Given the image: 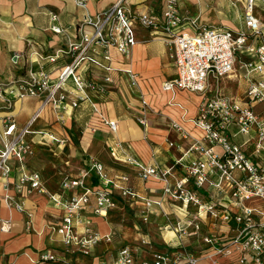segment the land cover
<instances>
[{"label": "crops", "instance_id": "1", "mask_svg": "<svg viewBox=\"0 0 264 264\" xmlns=\"http://www.w3.org/2000/svg\"><path fill=\"white\" fill-rule=\"evenodd\" d=\"M116 0H87L84 7L76 0H0V81H12L18 74L29 68H36L34 53L51 54L68 45L79 37V24L85 14L95 15L111 7ZM135 13L153 12L158 14L163 7V0H127ZM244 0H177V11L196 25L223 27L233 31L245 30L243 22ZM57 15V21L51 20V14ZM256 13L264 21V8L257 7ZM53 23L59 24L63 31L51 30ZM189 29H194L188 26ZM137 42L128 55L119 53L110 47L109 59H104L105 51L100 46H93L88 54L108 67L105 69L95 63L82 61L77 72L88 83L86 88L89 99L80 102L74 108H54L49 102L42 105L46 91L36 96H25L14 101L10 109H0V120L7 116L20 128L39 111V116L31 125V133L25 139L34 147L37 154L42 151L43 131L51 132L63 143L52 141L46 149L53 160L44 155L42 163L27 165L29 169H40L43 174L53 166L52 178L44 185L50 192L58 193L63 199L82 193L78 186L63 189L57 181L63 175L74 177L86 166L87 158L99 161L105 173L117 179L121 175L129 177L128 185L139 194L159 198L165 181L151 177L140 178L133 165L124 162L121 151L118 158L111 149H123L136 160L160 168L171 166L177 151L170 143L187 146L192 138H184L182 130L197 135L192 118L197 114L199 103L215 91L240 101L250 80H257L258 75L248 73L240 62L250 58L245 48L237 53L234 71L226 77L216 80L209 78V90L197 93L183 89L163 90L162 82L175 76L171 57V48L162 32H152L136 25ZM248 44L264 43V29L258 37H248ZM75 51L62 54L54 63L47 64L52 77H56L59 68L71 62ZM69 88L73 84L68 81ZM71 100V95L66 98ZM4 105L0 96V106ZM258 108V107H257ZM143 120V123L139 122ZM116 122L115 130L106 123ZM180 127L181 129H179ZM42 131V132H41ZM240 136V140L237 137ZM244 137L236 136L241 143ZM119 150V149H118ZM27 161V160H26ZM56 169V170H55ZM18 173L7 179L0 178V220H8L10 229L0 232V264H99L102 259L112 260L122 245L134 247L139 259H149L157 250L169 248L178 242L171 225L177 220H186L196 213L195 207L183 208L181 204L161 198V204H154L148 220L141 217L142 203L127 202L114 192L116 205L106 214H96L93 195L84 208V216L101 236L99 243L90 255L72 252L66 249L57 233V222L62 210L51 202L46 194L17 193L11 184ZM93 174V173H92ZM87 178L86 185L94 188L97 179L94 175ZM180 171L175 170L169 179L171 182ZM46 175V174H45ZM61 178V179H62ZM10 184L4 187L5 184ZM207 201H216L223 206H230L227 195L222 197H204ZM21 201L22 210L16 208ZM251 205H260L259 200H249ZM262 203V202H261ZM26 221H30L27 225ZM203 233L221 235L224 239L233 235L231 226L220 220L202 214ZM189 250L200 257L199 264H207V251L193 236L182 237ZM145 241V243H143ZM52 258H44V255ZM226 264H237V253L220 257Z\"/></svg>", "mask_w": 264, "mask_h": 264}, {"label": "built area", "instance_id": "2", "mask_svg": "<svg viewBox=\"0 0 264 264\" xmlns=\"http://www.w3.org/2000/svg\"><path fill=\"white\" fill-rule=\"evenodd\" d=\"M86 1L76 0V3L84 7ZM260 6L264 8V0H244L243 22L247 31H233L223 27L196 25L179 15L177 0H163V7L158 14L135 13L131 11L127 0H116L101 13L85 14L79 24L78 39L70 43L67 49L59 48L47 55L34 53L36 68L27 69L12 81H0V96L4 103L0 109H10L15 100L36 96L44 91L46 97L42 105L49 102L54 108H74L89 99L86 90L88 83L77 72L78 65L82 61H89L108 69L88 51L97 45L104 49V59H109L106 51L110 47L128 55L137 42L136 25H139L153 33L162 32L171 48L175 76L164 80L162 89L204 93L209 90L210 77L218 80L233 73L237 53L245 48L250 58L242 60L240 65L259 78L249 81L242 101L219 91L204 98L192 118L198 134L192 135L178 127L184 138L191 137L192 140L185 147L170 143L177 151L171 166L160 168L144 164L117 148L118 145L111 149L116 158L118 151H121V159L136 167L141 179L154 177L165 181L158 199L135 191L128 185L127 175L117 179L109 177L103 165L92 156L87 158L86 166L77 175L66 176L61 183L63 189L80 186L83 188L82 193L63 199L60 194L50 192L40 172L26 166L31 146L25 136L32 132L30 127L39 116V111L20 128L9 116L0 120V178L7 179L17 172V179L11 184L17 193L46 194L62 210L56 230L64 247L83 255H90L101 239L98 231L84 216L90 194L95 203L93 211L100 215L106 214L108 209L116 205L114 192L127 202H141V217L144 221L148 220L152 206L160 205L164 196L183 208L197 209L186 220H177L171 225L178 238L175 245L155 251L149 259H139L134 247L126 244L116 251L112 260L102 259L99 264H199L200 257L190 251L182 240L185 236H193L212 252L208 254L207 251L205 254L207 264H226L220 261V257L233 252L237 253V264H264V206L245 204L249 200L264 203V43H247L248 37H258L264 29V21L256 13V8ZM51 20L57 21V15L52 13ZM50 28L55 33L63 31L57 23H53ZM72 51H75V55L71 62L62 65L57 76L52 77L47 64L54 63L62 54ZM69 80L73 84L72 88L67 84ZM69 95L71 100L67 101ZM139 122L143 123V120L139 119ZM106 123L115 130L114 120ZM42 134L52 141L64 142L51 132L43 131ZM238 135L244 137L241 143L235 141ZM175 170L181 174L171 182L169 178ZM91 174L97 179L94 188L86 185ZM8 185L6 183L4 187ZM206 195L211 198L227 195L235 211L214 200H205ZM16 208L22 210L21 201L16 203ZM202 214L229 224L233 235L224 239L221 235L203 233ZM26 224L29 225L30 221H26ZM9 229L10 222L0 220V232ZM44 258H52V255L46 254Z\"/></svg>", "mask_w": 264, "mask_h": 264}, {"label": "rangeland", "instance_id": "3", "mask_svg": "<svg viewBox=\"0 0 264 264\" xmlns=\"http://www.w3.org/2000/svg\"><path fill=\"white\" fill-rule=\"evenodd\" d=\"M43 139V141H45V142H47L48 143V140H47V138L46 137H42ZM238 138V140H240V136L239 137H237ZM47 143L46 144H42V146H41V148L40 149H42V151L44 150V154H37V151L34 149V147H32L31 146V153L27 156V161H26V164L29 166V165H31V166H33L32 164L34 163V164H38V163H42L43 162V159L44 160H46L45 159V157H44V155H48V159H51V160H53V158L51 157V156H49V153L50 152H48L46 149H48L47 147H50L49 145H47ZM217 150H220L218 147H217ZM34 167V166H33ZM53 166H50L47 170H46V175L45 174H43V172L40 170V169H37L39 172H40V174L42 175V177H43V179L45 180V182L46 183H48V182H50V180L49 179H51L52 178V175H53V173L54 172H56V171H54L53 169ZM56 170V169H55ZM66 177V174L65 175H63V178L61 179H58V181H57V186L59 187V185H60V182L64 179ZM224 186H227V184L226 183H224ZM245 204H247V205H251V201H246L245 202ZM260 205H258V206H260V207H262V206H264V203H259Z\"/></svg>", "mask_w": 264, "mask_h": 264}]
</instances>
